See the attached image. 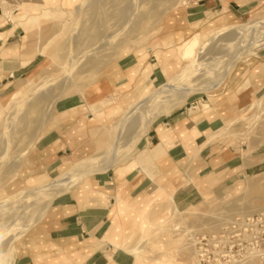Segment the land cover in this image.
I'll return each instance as SVG.
<instances>
[{"label":"rangeland","instance_id":"obj_1","mask_svg":"<svg viewBox=\"0 0 264 264\" xmlns=\"http://www.w3.org/2000/svg\"><path fill=\"white\" fill-rule=\"evenodd\" d=\"M18 1L0 0L3 17L22 22L23 52L35 61L0 92V264H13L18 241L54 198L138 160L156 124L181 112L208 114L212 95L225 93L236 69L246 87L253 65L264 61V0ZM193 37L181 54L182 41ZM159 86L176 87L162 97L172 102L152 99L120 129L129 106ZM178 87L189 91L178 96ZM220 123L207 137L212 166L198 151L195 170L183 164L142 206L122 246L134 264H264V219L238 225L264 218V89ZM117 137L115 161L107 149ZM220 145L239 162L233 170L219 166ZM93 164L80 181L51 192L57 178ZM24 193L31 197L23 202ZM203 238L209 243L199 245Z\"/></svg>","mask_w":264,"mask_h":264},{"label":"crops","instance_id":"obj_2","mask_svg":"<svg viewBox=\"0 0 264 264\" xmlns=\"http://www.w3.org/2000/svg\"><path fill=\"white\" fill-rule=\"evenodd\" d=\"M70 1L75 0L62 3L69 5ZM9 2L19 4L18 0ZM25 31L21 21L3 17L0 6V92L11 79L29 74L35 61L27 60L28 53L23 52ZM253 67L254 78L246 87L242 68L235 70L224 83L225 93L212 95L208 114L191 117L181 112L163 119L150 130L138 160L109 168L85 186H74L54 198L45 216L18 241L13 264H134V256L122 246L142 206L173 182L183 164L195 170L198 151L205 153L203 165L212 166L207 163L211 159L208 152L214 148L207 145L208 134L253 104L264 89V61ZM219 148L223 154L219 166L237 167L239 162L228 159L231 152Z\"/></svg>","mask_w":264,"mask_h":264},{"label":"bare ground","instance_id":"obj_3","mask_svg":"<svg viewBox=\"0 0 264 264\" xmlns=\"http://www.w3.org/2000/svg\"><path fill=\"white\" fill-rule=\"evenodd\" d=\"M44 13L46 14L47 13V11L45 12L44 11ZM264 20V19H263ZM256 21H253V23H255ZM256 24V23H255ZM257 24H258V21H257ZM37 27V26H36ZM39 30V29H38ZM182 50H181V54H187V53H189L190 51H188V49L191 47H193L195 44H196V38L195 37H193L192 39H189V40H186V41H182ZM235 61V60H234ZM46 81H47V79H46ZM146 88H148V86L146 87ZM175 88L176 87H170V88H167V87H161V86H159V87H157L154 91H152V92H150V93H148V94H145L144 96H142L141 98H139L137 101H135L134 103H132L130 106H129V108L125 111L126 113H125V115H124V113H123V117L121 118V120H120V122L118 121L117 123H119V128L121 129V127H122V125L124 124V123H127L129 120V118H132L133 116H134V113H136L137 111H139V110H141V109H143V108H145L147 105H148V103H149V101H151L152 99H156L155 101L157 102V104L158 103H163V102H165V103H169V102H172V101H165V100H163V95L164 94H167V93H170V90L171 89H174L175 90ZM180 90H181V93L178 95V96H184V95H186L187 94V92L189 91L188 89H186V88H182V87H178ZM176 91V90H175ZM174 94H176L175 92H173ZM19 94H20V91H18V92H16V93H14L13 94V96H12V100L14 99L15 100V98H17L18 96H19ZM156 102H155V104H156ZM164 103V104H165ZM90 109H92V107L90 106ZM93 110V109H92ZM144 110V109H143ZM142 111V110H141ZM140 113V112H139ZM137 114V113H136ZM128 120V121H127ZM122 134V133H121ZM120 134V135H121ZM141 135V134H140ZM119 136V135H118ZM121 138H123V137H121ZM117 139H119L118 137L114 140V141H112V143L110 144V147L107 149V150H109L110 151V158H112V160H115V158H116V156H118V155H116V150H117V152L119 151V149H118V146H119V144L122 142H120V140H118V145H117V147H116V145L115 144H117ZM121 140H123V139H121ZM116 148V149H115ZM119 159V158H118ZM108 161H110V160H108ZM116 161V160H115ZM108 165V164H107ZM106 166V165H105ZM110 166H111V163H110ZM97 167H96V164H93L92 165V167H79V168H76V169H74L69 175L67 174V176H64V177H61L59 180H58V178H57V181H55L53 184H51L50 182H48L46 185L48 186L49 184H51L52 186V189L50 188V190H51V192L54 190V191H56L55 189L56 188H58V187H60V185L61 186H64L65 185V183H67L68 181H70V180H72V181H80L83 177H85L86 175H88V174H90L92 171H94L95 169H96ZM102 168V167H101ZM63 176V175H62ZM62 184H64V185H62ZM68 184V183H67ZM66 184V185H67ZM45 187V186H44ZM65 187V186H64ZM64 187H62V188H64ZM47 188V187H46ZM62 188H60V190L62 189ZM42 189H44V188H42ZM41 189V190H42ZM48 189V188H47ZM47 189H46V192H47ZM59 189V188H58ZM34 190H36V188L34 189ZM33 190V192L32 191H30L31 193H33L34 194V192L36 193L37 192V190L36 191H34ZM49 191V190H48ZM53 191V192H54ZM58 191L59 190H57V193H58ZM22 192V191H21ZM26 192H28V191H26ZM30 192H29V194H30ZM45 192V191H44ZM43 192V194L42 195H44L45 196V193ZM57 193H55V195L57 194ZM20 194V193H19ZM29 194H27V193H24L23 195L21 194V196H22V198H23V202H24V200L26 199V197L27 198H30L31 196L29 195ZM48 194H50L49 192H48ZM54 194V193H53ZM25 195V196H24ZM40 195V194H39ZM52 195V194H51ZM50 195V196H51ZM17 196V195H16ZM46 196H48L47 194H46ZM49 197V196H48ZM12 199V198H11ZM14 199H15V197H14ZM33 200H35V199H33ZM13 201V200H12ZM11 201V202H12ZM26 201V200H25ZM28 201V200H27ZM29 201H31V200H29ZM17 202V201H16ZM44 205V204H43ZM42 205V206H43ZM21 206V205H20ZM39 206V205H38ZM37 206V207H38ZM35 207H36V205H35ZM36 207V208H37ZM43 207H40V210H38V212H37V214L41 211V209H42ZM45 208V207H44ZM38 209V208H37ZM43 211V210H42ZM3 212V211H2ZM7 213V212H6ZM41 213V212H40ZM42 214V213H41ZM41 214H39V215H41ZM39 215H35V217L37 216L38 218L40 217ZM34 217V216H33ZM36 217V218H37ZM35 218V219H36ZM30 219V217L28 218V220ZM32 219H34V218H31V220ZM33 220V221H36V220ZM29 222V221H28ZM31 222V221H30ZM31 223H34V222H31ZM28 225V224H27ZM26 224H25V226H27Z\"/></svg>","mask_w":264,"mask_h":264},{"label":"built area","instance_id":"obj_4","mask_svg":"<svg viewBox=\"0 0 264 264\" xmlns=\"http://www.w3.org/2000/svg\"><path fill=\"white\" fill-rule=\"evenodd\" d=\"M260 216L261 217L250 218V219L248 218V219L245 220V222L238 223V225H242L243 228L249 227L251 225L254 226L255 224H257L256 222L261 221L262 219H264L262 215H260ZM215 237H216L215 235L212 236V240H214V239L216 240ZM204 241H205V243H209V238H203L202 240L198 241L199 245H202L204 243ZM200 249H204V248L200 247ZM199 253H200L199 254L200 257L201 256L205 257V255H206L205 254V250H203V251L200 250ZM225 256H227V255H225Z\"/></svg>","mask_w":264,"mask_h":264}]
</instances>
